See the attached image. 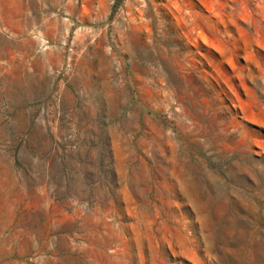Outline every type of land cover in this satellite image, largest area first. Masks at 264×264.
<instances>
[{"label":"rangeland","instance_id":"1","mask_svg":"<svg viewBox=\"0 0 264 264\" xmlns=\"http://www.w3.org/2000/svg\"><path fill=\"white\" fill-rule=\"evenodd\" d=\"M0 264H264V0H0Z\"/></svg>","mask_w":264,"mask_h":264}]
</instances>
